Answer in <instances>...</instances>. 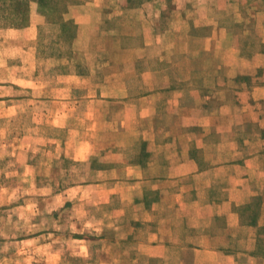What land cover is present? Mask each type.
<instances>
[{
  "label": "crops",
  "instance_id": "crops-1",
  "mask_svg": "<svg viewBox=\"0 0 264 264\" xmlns=\"http://www.w3.org/2000/svg\"><path fill=\"white\" fill-rule=\"evenodd\" d=\"M26 2L30 25L0 29V100L41 101L63 132L42 148L90 180L49 192L45 211L74 193L73 224L90 230L75 240H137L161 264H264V0ZM51 20L58 45L89 39L84 56L50 61ZM39 35L45 59L14 61L16 38L33 53Z\"/></svg>",
  "mask_w": 264,
  "mask_h": 264
},
{
  "label": "rangeland",
  "instance_id": "rangeland-1",
  "mask_svg": "<svg viewBox=\"0 0 264 264\" xmlns=\"http://www.w3.org/2000/svg\"><path fill=\"white\" fill-rule=\"evenodd\" d=\"M30 10L29 4L27 7L26 4L5 6L0 10V29L29 26ZM54 10L51 9L50 12H55ZM53 22L56 21L51 20L45 27L50 30L47 52L50 61L58 60V47L65 49V52L60 54L62 58L73 59L74 48H85L84 43L89 39L83 38L81 43L73 44L75 38L66 37L63 38L64 43L62 42L64 47L58 45L59 38L56 34L59 26ZM67 28L70 33V28L74 26L69 24ZM16 39H20L22 43L18 44L19 47L12 54L14 61L21 63L45 59V52L44 58L41 57L40 35L37 43L39 49L33 53L29 51L30 46L22 37ZM46 41L44 38L43 43ZM84 54L81 52L82 56ZM13 94L19 99L0 100V264H161L159 261L155 262L154 258H148V255L144 254L145 246L137 244V240H75V237L88 238L90 230H81L80 226L79 230L73 224L75 219L71 208L75 200L74 193L70 196L74 199L67 200L64 208L60 210L63 213L45 211L50 204L49 192L77 187L90 183V180L88 175L81 171L83 166L75 167L82 172L77 174L72 168L75 165L74 160L61 156L62 148H42L44 135L54 133L63 136V132L49 128L47 123L51 121L43 114L45 105L38 100H23L27 94L22 90ZM6 96H10L9 91L0 88V97ZM31 96L36 97L32 94ZM29 143H37L35 149H28L26 144ZM44 152L50 157L55 156L53 174L43 173ZM32 164L35 166L33 170ZM57 164L71 169L65 171L66 173L58 171ZM59 216L64 219L65 225L64 222L57 224ZM121 234L122 230H118L109 236L115 238L121 237Z\"/></svg>",
  "mask_w": 264,
  "mask_h": 264
},
{
  "label": "trees",
  "instance_id": "trees-1",
  "mask_svg": "<svg viewBox=\"0 0 264 264\" xmlns=\"http://www.w3.org/2000/svg\"><path fill=\"white\" fill-rule=\"evenodd\" d=\"M19 4H26V7L28 5L27 2L25 3L22 0H16V4H14V5H19ZM8 6H12V5H8ZM3 8H5V6L4 5H0V10L3 9ZM10 9H11V7H10Z\"/></svg>",
  "mask_w": 264,
  "mask_h": 264
}]
</instances>
